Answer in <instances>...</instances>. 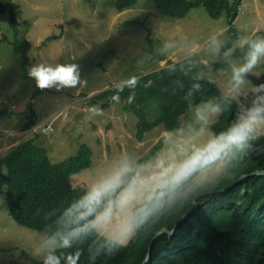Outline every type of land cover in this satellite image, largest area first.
Masks as SVG:
<instances>
[{
  "label": "rangeland",
  "instance_id": "1",
  "mask_svg": "<svg viewBox=\"0 0 264 264\" xmlns=\"http://www.w3.org/2000/svg\"><path fill=\"white\" fill-rule=\"evenodd\" d=\"M12 1L20 32L18 39L25 38L30 50L24 69L21 55L7 42H1L4 38L9 42L14 40V33L8 14L0 15V112L4 113L0 115V155L34 138L36 145L47 151L50 162L59 163L73 156L84 142L92 149V165L76 174V183L90 182L120 152L147 153L165 131L158 127L139 141L135 134L137 118L126 113L120 101L109 99L108 107L103 109L100 104H88L85 99L110 89L116 80L156 71L184 54L178 49L170 57L141 66L138 59L161 40L183 38L194 48H200L212 33L221 29H227L225 36H235L233 42L239 36L264 32V0H241L233 21L234 31L229 29L225 14L211 18L203 6L192 9L183 18H171L161 16L157 6L147 0H138L134 7L123 11L116 8L115 0ZM148 37L153 40L151 46ZM201 57L197 76L214 81L221 91L230 79L231 70L209 72V65L216 58L207 53H201ZM65 60L79 65L86 87L63 91L39 89L28 75L35 63ZM260 70L259 75H246L249 85L244 89L245 95L239 98L241 102H250L253 96L250 86L264 83V63ZM92 106L99 107L102 114L91 116ZM32 113L35 125L27 133L22 128ZM59 113L66 117H59L51 131L42 133L40 126L48 127L52 117ZM190 117L191 110L178 124ZM41 234L18 225L8 214L5 192L0 194V264H24L27 261L22 251L38 260L34 249Z\"/></svg>",
  "mask_w": 264,
  "mask_h": 264
},
{
  "label": "clouds",
  "instance_id": "2",
  "mask_svg": "<svg viewBox=\"0 0 264 264\" xmlns=\"http://www.w3.org/2000/svg\"><path fill=\"white\" fill-rule=\"evenodd\" d=\"M225 31L212 33L200 48L183 38L164 39L138 59L143 66L179 49L184 54L164 64L162 71L188 75L200 68L201 53H207L226 63L231 76L218 96L203 102L195 99L201 84L193 82L183 95L191 110L189 119L166 129L147 153L120 152L83 188L73 190V195L52 208L34 249L39 264H81L82 257L87 264H96L101 257L115 256L143 234L171 235L174 226L170 225L182 209L247 167L250 153L264 139V83L250 86L253 96L249 103L239 98L249 85L246 75L261 72L264 34L239 36L233 42ZM237 49L242 52L239 62L232 59ZM208 70L212 71L211 64ZM28 75L39 89L63 91L87 86L79 65L70 60L35 63ZM143 75L112 82L113 100L118 102L126 89L139 87ZM176 83L183 88L182 83ZM133 100L130 95L128 102ZM234 103L238 107L234 118L214 130V121L231 111ZM157 108L158 103L153 113ZM89 111L91 116L102 114L97 106ZM59 117L66 116L56 114L48 127L40 126L41 132L51 131Z\"/></svg>",
  "mask_w": 264,
  "mask_h": 264
},
{
  "label": "trees",
  "instance_id": "3",
  "mask_svg": "<svg viewBox=\"0 0 264 264\" xmlns=\"http://www.w3.org/2000/svg\"><path fill=\"white\" fill-rule=\"evenodd\" d=\"M137 1L115 0V6L123 11L134 7ZM147 2L154 3L161 16L171 18H183L192 9L203 6L211 18L217 19L225 14L229 29L234 31L233 21L238 15L241 0ZM6 13L14 40L9 42L4 38L1 42H7L14 52L21 55L22 66L26 69L30 44L25 38L18 39L20 32L12 0H0V15ZM230 37L234 39L235 36ZM148 40V46H151L153 40L150 37ZM241 57L242 52L237 49L232 59L237 61ZM210 64L215 70H230L222 61ZM177 81L183 84V88L177 86ZM193 82L201 84L195 95L197 102L218 96L221 92L214 81L198 77L197 70L184 75L179 72L168 74L160 68L144 74L139 87L126 89L120 94L119 101L124 111L137 118L135 134L139 141L143 140L147 132L158 127L166 130L178 124L181 117L190 110L183 95ZM113 94L111 89H107L85 100L88 104H100L105 109L108 100L113 99ZM130 95L134 96L132 103L128 102ZM157 103L158 108L153 113ZM237 111L238 107L234 103L231 111L223 113L214 121L213 129L225 126ZM34 116L32 113L30 121L24 123L22 130L28 133L33 129L36 120ZM33 139L22 141L7 154L0 155V194L5 192L8 214L18 225L42 233L45 224L49 222L47 214L50 210L73 195V190L86 185L76 183L75 176L91 167L93 152L82 141L73 156L59 163H51L47 151L36 145ZM249 158L245 169L197 198L199 209L181 221L171 238L167 234L156 238H153V233L143 234L115 256L101 257L96 264H142L149 245L151 258L146 264H264V175H251L257 170H264V139L257 142ZM243 174L247 177L232 186ZM226 188L230 189L220 193ZM193 208L194 205H189L182 209L173 218L175 220L170 227ZM22 255L27 261L24 264H39L25 251H22ZM81 264H87L85 257H82Z\"/></svg>",
  "mask_w": 264,
  "mask_h": 264
},
{
  "label": "water",
  "instance_id": "4",
  "mask_svg": "<svg viewBox=\"0 0 264 264\" xmlns=\"http://www.w3.org/2000/svg\"><path fill=\"white\" fill-rule=\"evenodd\" d=\"M251 175H264V170H257V171H255V172H253ZM241 177H243V178H241ZM246 177H247V175H245V174L241 175V176L238 178V180H236V181L232 184V186L236 185L237 183H239L241 180H243V179L246 178ZM230 187H231V186H230ZM229 189H230V188L223 189V190H221L220 193H224V192L228 191ZM198 209H199V205H198V203L194 204V208H193L190 212H188V213L185 214L182 218H180L179 220H177V221L175 222V224H174V231L172 232L171 235H168V236L171 238V237L173 236L174 232H175L176 227L181 223V221H182L183 219L187 218V217H188L189 215H191L192 213L196 212ZM153 238H156V236H154ZM150 253H151V246L149 245V248H148L147 254H146V256H145V258H144L142 264H146V263L150 260V258H151V254H150Z\"/></svg>",
  "mask_w": 264,
  "mask_h": 264
},
{
  "label": "crops",
  "instance_id": "5",
  "mask_svg": "<svg viewBox=\"0 0 264 264\" xmlns=\"http://www.w3.org/2000/svg\"><path fill=\"white\" fill-rule=\"evenodd\" d=\"M3 138V137H2ZM19 144V143H18Z\"/></svg>",
  "mask_w": 264,
  "mask_h": 264
}]
</instances>
